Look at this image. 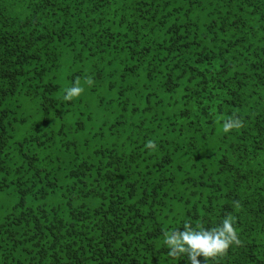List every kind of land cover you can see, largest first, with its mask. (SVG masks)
<instances>
[{
  "label": "trees",
  "instance_id": "obj_1",
  "mask_svg": "<svg viewBox=\"0 0 264 264\" xmlns=\"http://www.w3.org/2000/svg\"><path fill=\"white\" fill-rule=\"evenodd\" d=\"M226 214L201 264H264V0H0V264H191Z\"/></svg>",
  "mask_w": 264,
  "mask_h": 264
},
{
  "label": "clouds",
  "instance_id": "obj_2",
  "mask_svg": "<svg viewBox=\"0 0 264 264\" xmlns=\"http://www.w3.org/2000/svg\"><path fill=\"white\" fill-rule=\"evenodd\" d=\"M83 91V86L77 80L66 88L64 99L77 98ZM242 123L243 121L238 116H233L223 121V131L227 133L234 128L238 129ZM149 146H153V142L149 141ZM234 223L235 220L231 214H226L215 227H192L185 223L182 229L166 232L164 243L169 248L171 255L187 254L191 264H201L198 257L215 258L224 255L233 242H238Z\"/></svg>",
  "mask_w": 264,
  "mask_h": 264
}]
</instances>
